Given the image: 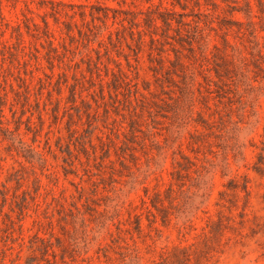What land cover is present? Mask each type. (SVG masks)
Listing matches in <instances>:
<instances>
[{
	"label": "rangeland",
	"instance_id": "374dc122",
	"mask_svg": "<svg viewBox=\"0 0 264 264\" xmlns=\"http://www.w3.org/2000/svg\"><path fill=\"white\" fill-rule=\"evenodd\" d=\"M0 7V264H264V0Z\"/></svg>",
	"mask_w": 264,
	"mask_h": 264
},
{
	"label": "trees",
	"instance_id": "16d2710c",
	"mask_svg": "<svg viewBox=\"0 0 264 264\" xmlns=\"http://www.w3.org/2000/svg\"><path fill=\"white\" fill-rule=\"evenodd\" d=\"M26 9H27V11H29V8L28 7ZM0 11H1V7H0ZM49 15L53 18V20L55 21V23H57V20L56 19H57V16L58 15H61V11L58 8H51V11H50ZM30 19H31L30 17L24 16V22L23 23L26 22V24H25V28L26 29H29V27H30V25L28 24V21H30ZM162 21H163V25L164 26H168L169 27L170 24H171V20H162ZM174 23L176 25H178V26L179 25H181V26L182 25H186V24H184V22L182 20H179V21L174 20ZM42 24H43V27H41V30L38 32L39 25H37L35 23H32V26L34 28H37L35 30L37 32V34H35V35H37L39 38H43L44 41L50 46V49L51 50H55V47L53 45V34L51 33V29L49 28V23L47 22V20L43 19L42 20ZM16 26H18V24ZM18 28H19V26L17 27V29ZM174 32H176V30ZM192 32H193V35H189L188 34L189 32L185 31L186 34L184 36L190 37V40H185L184 39V36L182 34H180L179 31H178V33H179L178 34V38L175 39V42L178 44V46L180 48L185 49L186 51H188L190 53L193 50L192 43H193V40L196 38V36L202 38V36H201L202 35L201 30L197 26L194 28V30ZM27 33H29V32H27ZM78 33H80V32H78ZM96 35H97L96 38L97 39L100 38L99 42L102 43V37L103 36H98L99 35L98 33ZM154 35H156V34L153 33V34L149 35V41L151 43H154L155 41H157V39L154 38ZM16 37L18 39L19 44L20 45L23 44L24 40L22 38V33L20 32V30H17ZM164 37L167 38V36H164ZM141 40H142V38H140L139 41H141ZM204 45H207V44L206 43H204V44L202 43L200 45V47H198V49H202L203 47H204L203 49L207 48ZM185 46H187V47L184 48ZM22 47H24V46H22ZM213 47L216 48V46H213ZM173 53H174V56H175V60L177 61L178 60L177 52H175V50H173ZM203 56H206V55H203ZM224 62H227V64H231L232 65L231 67L235 68V66L232 64V62H228L227 60H224ZM177 65H181L182 66V64H180L178 62H177ZM225 71L229 72L230 70L227 69ZM215 74H216V77L221 80V76L219 74H217V72H215ZM184 75H186V73H184ZM190 78L191 77L189 76V79ZM190 80L192 81V79H190ZM47 252H48V250H47Z\"/></svg>",
	"mask_w": 264,
	"mask_h": 264
}]
</instances>
